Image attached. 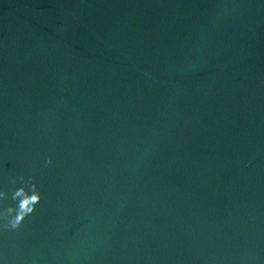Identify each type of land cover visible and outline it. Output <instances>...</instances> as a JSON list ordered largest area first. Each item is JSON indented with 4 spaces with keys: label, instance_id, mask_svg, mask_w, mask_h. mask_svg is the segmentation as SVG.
I'll list each match as a JSON object with an SVG mask.
<instances>
[{
    "label": "water",
    "instance_id": "water-1",
    "mask_svg": "<svg viewBox=\"0 0 264 264\" xmlns=\"http://www.w3.org/2000/svg\"><path fill=\"white\" fill-rule=\"evenodd\" d=\"M0 264H264V0H0Z\"/></svg>",
    "mask_w": 264,
    "mask_h": 264
}]
</instances>
